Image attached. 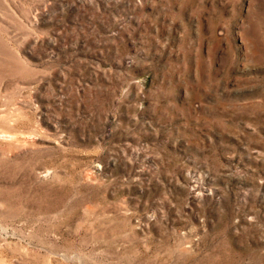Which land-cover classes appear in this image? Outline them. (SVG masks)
Wrapping results in <instances>:
<instances>
[{"label": "rangeland", "instance_id": "rangeland-1", "mask_svg": "<svg viewBox=\"0 0 264 264\" xmlns=\"http://www.w3.org/2000/svg\"><path fill=\"white\" fill-rule=\"evenodd\" d=\"M0 264H264V0H0Z\"/></svg>", "mask_w": 264, "mask_h": 264}]
</instances>
